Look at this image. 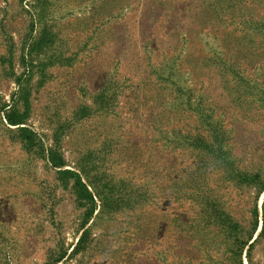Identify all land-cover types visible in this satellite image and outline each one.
Wrapping results in <instances>:
<instances>
[{
  "label": "rangeland",
  "instance_id": "rangeland-1",
  "mask_svg": "<svg viewBox=\"0 0 264 264\" xmlns=\"http://www.w3.org/2000/svg\"><path fill=\"white\" fill-rule=\"evenodd\" d=\"M262 209L264 0H0V264H264Z\"/></svg>",
  "mask_w": 264,
  "mask_h": 264
},
{
  "label": "trees",
  "instance_id": "trees-1",
  "mask_svg": "<svg viewBox=\"0 0 264 264\" xmlns=\"http://www.w3.org/2000/svg\"><path fill=\"white\" fill-rule=\"evenodd\" d=\"M7 122L8 124L10 125H18V124H21L22 121L19 120V119H12L10 116H7ZM21 131H24L23 128L20 129ZM50 162H51V159H50ZM54 166H56V164H52ZM262 212H264V209H262Z\"/></svg>",
  "mask_w": 264,
  "mask_h": 264
}]
</instances>
